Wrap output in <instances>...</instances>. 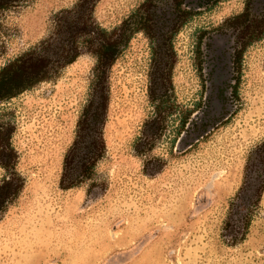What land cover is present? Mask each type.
Wrapping results in <instances>:
<instances>
[{
  "label": "rangeland",
  "instance_id": "rangeland-1",
  "mask_svg": "<svg viewBox=\"0 0 264 264\" xmlns=\"http://www.w3.org/2000/svg\"><path fill=\"white\" fill-rule=\"evenodd\" d=\"M75 1L31 0L4 11L0 67L45 37L53 13ZM144 1L100 0L94 18L111 28ZM235 2L191 14L174 35L169 92L178 106L150 141L155 126L146 121L156 117L158 103L148 96L151 44L143 32L133 35L108 74L105 156L80 186L61 189L59 178L91 90L94 58L82 54L55 79L0 102L25 178L0 220V264H264V190L243 240L232 246L223 237L249 154L264 139V27L243 52L234 113L178 150L174 142L181 111L201 93L196 32L234 12ZM153 4L162 18L174 13L172 0ZM137 143L151 148L138 152Z\"/></svg>",
  "mask_w": 264,
  "mask_h": 264
},
{
  "label": "trees",
  "instance_id": "trees-1",
  "mask_svg": "<svg viewBox=\"0 0 264 264\" xmlns=\"http://www.w3.org/2000/svg\"><path fill=\"white\" fill-rule=\"evenodd\" d=\"M31 0H0V16L7 9ZM100 0H76L51 16L49 33L37 43L0 67V102L58 77L62 70L82 54L91 55V90L76 127V135L64 153L59 187L69 189L91 180L96 166L106 153L103 126L108 104V74L111 66L137 32H143L151 44V71L148 96L156 117L146 121L154 127L148 141L160 135L166 114L177 108L171 89V71L176 63L173 37L186 18L169 26L155 20L154 0H145L119 24L106 28L94 18V7ZM185 14V12H183ZM167 26V27H166ZM161 88V93L157 89ZM13 126L0 117V220L25 185L17 171L18 154L11 143ZM136 149L145 151L151 148ZM243 182L229 203L223 237L227 245H235L247 233L253 212L264 190V139L251 150ZM252 180V181H251ZM249 189V191H248ZM249 192L247 198L241 193ZM235 215H237L235 217Z\"/></svg>",
  "mask_w": 264,
  "mask_h": 264
},
{
  "label": "flooded vegetation",
  "instance_id": "flooded-vegetation-1",
  "mask_svg": "<svg viewBox=\"0 0 264 264\" xmlns=\"http://www.w3.org/2000/svg\"><path fill=\"white\" fill-rule=\"evenodd\" d=\"M223 1L172 0L171 17L162 18L155 12V20L158 25L169 26ZM235 3L234 12L196 32L193 57L200 75L201 93L191 107L181 111L174 138L177 150L184 147L188 139H198L214 129L235 111L242 55L264 27V0H236Z\"/></svg>",
  "mask_w": 264,
  "mask_h": 264
}]
</instances>
